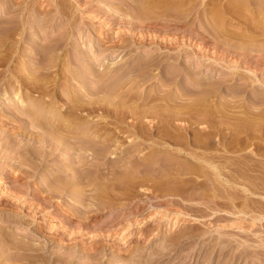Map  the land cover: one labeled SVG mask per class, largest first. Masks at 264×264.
<instances>
[{
	"label": "rangeland",
	"instance_id": "374dc122",
	"mask_svg": "<svg viewBox=\"0 0 264 264\" xmlns=\"http://www.w3.org/2000/svg\"><path fill=\"white\" fill-rule=\"evenodd\" d=\"M83 1L84 0H0V21H10L11 19V22H15L16 18L19 17L18 19L22 22L15 27L18 29L15 33L11 34L12 36L7 32L9 30L8 27H0V37H6L5 39L8 41L6 42L8 44H5V46H0V264H18L20 262L17 263L18 260L15 261L17 256H19L18 258H21V256L23 258L24 256L27 257L29 255L30 258L34 257L33 259H29L30 264H98L99 262V264H264V194L262 195V191L264 193V190H262V188L264 189V186H262L264 184V174L262 173L264 172L260 173L256 171L254 173H245L246 171L244 172L240 169V174L242 173L245 179L248 178V181H250L248 187H237L236 192L231 193L230 191V194L229 192L222 193L221 191H217L219 194L216 193V196L212 194L214 197L210 198V200L212 199L219 204L215 207L216 210L214 214L207 206L196 204L197 200H200V196L194 198V200L196 199L194 203L190 200L188 201L187 198L184 200V196L186 197L187 195H178V188L185 184H188L191 188L194 185H197L196 188L199 187L197 182L191 178L189 179V181L191 180V183L187 180L190 176L184 175V177L182 174V176L179 177L178 174H175V179L169 180L165 173L156 175V172H154L157 177H155V179L153 178V181H151V179L154 174H150L149 176L151 177L146 175L150 180L143 175L147 178L146 180H148V182L144 179L145 181L142 180V182L140 181L141 184H139L140 182L138 180L140 179L139 176L142 174L141 171L144 170L143 167L151 164V162V165L154 166L156 165L153 164L154 161L155 163H160V165H162L163 163L160 162V160L163 161L162 159H166V157L169 158V153L172 154L176 149H182L184 147L182 150L186 151V148L188 151L192 150V145L190 146L188 143L182 147H180L181 145L175 146L167 143H163L162 145L161 143L159 144L158 137L160 138L162 135L164 138L168 132H171V129L165 125V123H168V119L165 120L164 117L167 116V113L158 112V114H156L149 112L155 107H157L156 109H160V105L164 106L158 99L174 96L176 98V95L180 92V88L183 87L182 85L185 84L186 80L191 81L192 78L194 79L195 77L201 78L204 84L203 86H207V84L213 85L214 83L219 84L229 80L228 76L232 71L225 68L228 67L226 64V66L223 67L224 64L222 62H219L222 63L219 64L216 59L221 56L222 53L220 54V52H223L224 49L222 48L223 44H220L225 43L224 39L228 40L229 38H226V36H229L227 34L225 35V33H221L222 36H225H223V40H219L220 37L218 38V34L209 26L210 22L213 21L214 23V21L217 20V15L219 14L218 11L223 7L221 6V3L223 4L227 0H222V2L216 0L218 2H214L213 4L215 5L208 4V0H204L203 3L202 0H197L198 2L196 3L189 0L187 5L189 4L190 6H186V10L189 8L190 14H187L186 10L183 12L178 11L180 8L178 4L171 2L167 3L165 1L161 2V0L160 2L159 0H154L159 2H156V5L152 4V2L154 3L153 0H149V2L148 0H141L140 3L142 5H139V7L137 6L139 12L132 9L134 13L130 11L131 8L128 4H118L117 1L119 0ZM121 1L125 2L126 0ZM145 2L149 3V8L154 5L161 8V10L155 11L156 13H151V15L150 13L145 15L148 13L147 9H149L148 7L143 6L145 5ZM190 2L191 4L193 3V5H191ZM165 3L168 4V7L165 6ZM176 5H178V7ZM8 6L10 9H7ZM164 6L172 8V13L169 10L163 11L162 8ZM144 11L146 13H144ZM177 11L181 14L178 15ZM212 11L217 12L218 14L216 15ZM226 16L229 19V15L226 14ZM129 22H136L137 28L134 29L133 27L134 30L132 27L129 28L132 24ZM140 23L141 25H139ZM243 24V22L239 24L238 28H245L246 26L244 27L245 24ZM23 26L25 27V31L23 30V32H21ZM223 28L224 27H222L221 30ZM235 28L236 27L234 26L230 27V32L229 27H227L224 32L229 31L230 34H232ZM150 38H154V42L168 39L175 44L170 46L167 50L164 48L158 49L155 45L150 43ZM54 39H59L57 41L60 42V45L56 47V49H49L50 52H48L49 50L44 51L42 47H44V45H49V42L54 41ZM134 42L137 44H134ZM215 43L218 44L216 45L218 47H213ZM52 44L54 43L52 42ZM149 56L157 57L158 59L155 58L157 59L155 61L160 63H155V66H157L151 68L150 72L152 73L149 72L144 77H140L137 75L138 69L142 68L139 65L147 61L146 59L150 58ZM29 58L34 61L32 62ZM29 60L30 63H33L32 66L35 67V69L38 68V71L34 76L37 86H40V88L42 87V90L40 89L42 92L44 89L49 91V88H51L52 90L53 87L54 89H60L56 101H52L50 104L53 108L51 110H55L59 114L63 113L67 108L66 111H68H65L67 115H64L66 113H63L61 114L62 117H67L68 114L70 116L71 111L74 113L76 106L79 107L84 105L87 108L92 102H98V100L100 101L105 98L103 96H107L108 100L107 98L105 99L110 103V106L108 105L110 111L106 115L101 113L102 111L100 112L98 108L96 110L97 112L92 111L90 108H92V106L94 107V103L90 108L84 109V114L78 113V115L76 114L77 116L74 115V117L76 116L79 120L75 121L76 118L74 119L73 116V119L71 116V118H66L68 120H74L72 126L80 125L78 127V129L80 128V130H78L79 132L82 130L84 131L85 129V133L82 132L83 134H79L77 132L75 136L76 138H83L86 142L89 141L91 146H94L93 148H98L97 145L104 140L112 139L110 147L108 148L109 153L107 151L108 155L105 159L91 157V151H93V149L87 150L88 147L86 148V146L80 147L76 145L77 143L75 141L73 142V145L71 144L72 148H75L74 150L68 149L67 147H59L58 149L53 150L49 144H44L43 142L33 143L34 141L30 139L29 133H34L37 136L41 135L42 138H46V133L43 130L38 131L30 128L28 118L23 114L21 115V105L17 103L15 99L16 97L23 98L25 102L24 105L27 106L33 102L35 103L40 98L36 99V97L38 98L39 96H37V93H34L31 95V99H28L27 95L33 87V84L28 86L31 81L30 78V80H28L29 82L22 80L23 84L21 83V86H23H18L20 88L18 90L20 91L17 96H14L13 94L15 91H9L12 89L10 86L11 83L16 82L18 77L22 76L21 74H26L25 71L19 72V70H21L22 66L24 67ZM102 63L104 68L101 67L100 69V67H97V65ZM84 66H88L90 69L85 70ZM109 67L111 69H109ZM169 69L173 71V76H176L173 78L174 81L172 79V81L167 80L164 83L163 80L165 79L163 78V82L160 81V74ZM90 70L94 72L97 71L99 75H95L93 78L91 76L88 77L89 75H87V85H84L85 88H83V86L80 85V82H77V77H81L80 74L83 73L82 71L85 72ZM185 70L187 73H185ZM100 73L101 76L103 75L105 77L102 78ZM106 73L108 76H106ZM187 76L190 77L187 78ZM73 77L76 78V80ZM95 77H100V82L97 78L95 80ZM207 78L209 79L207 80ZM69 80L70 83L67 82ZM192 82L193 80L190 84ZM238 83L241 82L237 81L235 84ZM43 84L44 86H42ZM92 84H94V86ZM224 88L225 89L221 92H216L215 94H210L206 97H204L202 93L201 95L199 94L197 98L203 97L204 99H200L201 101H197L196 104L193 102L195 96L194 93H192L195 91L193 87L189 86L187 88L188 92L191 91V93H186L185 88L182 89L181 91L183 94H188L186 99L184 97L182 101H178L177 98L176 100L178 103H187L186 105L191 103L190 111L191 109L192 111L186 113L185 118L181 121H174L173 123L175 125L178 124L177 126H179L181 123L191 122L192 119L198 121L205 119L204 121L208 122L210 120L214 122L217 120L222 121V116L203 114V112L208 111L211 107H219L220 104H223V107L225 106L227 110L233 112V116L231 117L233 118V122L230 120L232 125H243L241 122L244 120L242 118L244 116L242 113L243 110H248L246 113L251 111V113L254 112V116L258 115L257 113L261 111L263 114L264 101H262L263 103H251L247 101L233 102L230 100L233 94H229L228 87L227 89L226 86ZM65 89L67 90L65 92H67L68 97H65V93L63 92ZM87 89L90 91V93L88 92L89 94L84 92ZM261 89L262 88H259V90ZM25 92L27 95L23 97ZM108 92L109 94H107ZM4 93L6 94L5 96H3ZM118 93H120L121 98H127L126 102H120L121 105H115L111 97L112 94H115L116 96ZM98 96L100 97L97 100ZM8 98H10V100H8ZM129 98L130 100H128ZM145 98H154L156 100L150 103H145ZM46 101H48V99ZM138 101H141L142 104ZM227 101L230 102L228 103ZM61 102H63V109L59 108ZM123 102L127 105H124ZM111 103L115 105L114 109L121 106L122 110L119 108L121 112L117 108V113L119 112L118 115L114 112L116 109L113 110ZM152 103L154 105H151ZM122 104L124 107H122ZM168 104L166 105L167 107L170 106ZM171 105L173 104L171 103ZM69 109L71 111H69ZM194 109L196 111H194ZM47 110H49V107ZM48 112L50 113V111H47V115L49 114ZM142 112L146 114H143ZM200 113L202 116L199 115ZM262 114L259 113L260 116ZM259 115L256 116V118L259 117ZM136 116L139 118L137 121ZM99 118L102 120L97 122L96 120ZM262 118L264 120V117ZM253 119L257 122H259L258 120L261 121L259 118L255 120V117ZM81 121L83 122L81 123ZM114 121L116 123H114ZM204 121H202V123ZM124 123H126L128 127ZM94 124H97L96 129L93 127ZM187 124L188 123H186V126ZM190 124H188V126ZM19 125L26 128V134L22 137H18L16 134V136L14 135L16 132L15 130H19ZM141 125H145L144 129L151 128L155 125L154 127L156 128L152 129L154 135L151 134V140L149 137L146 139L147 136L141 132L140 128H143ZM130 126H132L131 128H136V131H134L136 132L135 134L133 132V134L127 133L126 130ZM198 126L199 125L193 127L195 128L193 133L201 130L199 127L202 126ZM197 128L199 130H197ZM239 129L240 131L238 132L237 130ZM239 129L236 127V129L232 130L233 132L226 128L224 129L225 132L222 129V131L226 133V140L224 139V142L222 143L224 146H227L232 150L237 146L246 149V145H248L249 147H247V150H251L252 156H245L248 158H245L246 160L242 157V154H246V152L249 151H245L244 149V152L242 151L243 153H238L242 158L241 160L239 159V161L236 160V158L234 164H237L236 166H238L239 162L240 164L243 162L244 164H249V166L254 164L256 167H264V134L260 135L258 133H252V139H249V142L246 140V142V136L250 131H246L244 128ZM137 130H140V132H137ZM234 131L237 132L234 133ZM227 133L229 137H227ZM63 135H65V133ZM84 135L85 137H83ZM187 137L189 138V135H187ZM130 139L131 141H129ZM217 140L218 137H216V139L211 138L213 143ZM215 144L216 147L214 146L213 149L211 148L208 152L204 149H201L200 152L203 151L202 153L206 154L211 151V153L216 152L222 154L224 146L222 144ZM25 150L27 153V155H25L26 157L19 153H23ZM167 150L169 153H167ZM87 152L89 153L87 154ZM251 154L249 152V154L247 153L246 155ZM180 158L174 159L170 164L168 163L169 165H167V167L169 166V168H172L173 164H178V167L180 166L179 168L182 170L184 165H186V162L184 158L182 159L181 155ZM221 161V163H224L223 160ZM243 163L241 166H244ZM143 164H145V166L141 167ZM76 165L78 169L76 168ZM68 167H74L73 169L76 171L74 170L73 175L77 174L78 176L76 175L74 177L71 171H68ZM136 167H138L137 172L135 171L137 170ZM159 168L161 167L158 165L157 169ZM129 169L131 170L129 171ZM184 170L185 168L182 171ZM129 172L140 173L137 175L138 178L136 179V181H138L137 184L140 186L137 184L135 185L133 180V177L136 174L134 173L133 175L131 173V176ZM127 173L131 176L130 178H132L133 181L129 180ZM70 176L74 177L75 181L73 183L70 182L71 179H73ZM121 176L124 177L122 178ZM176 177L178 179H186V183L181 179L179 181ZM76 180L79 182L78 185ZM251 180L253 181V184L256 183L255 185L260 183V187L258 186L259 190H257L258 193L260 192V196L249 197L248 193H246L248 195L247 197L250 198H247V200L245 199L246 195L243 189L253 191L256 187L253 185L251 187ZM129 181L134 183L135 186L130 184ZM198 181L200 180L198 179ZM62 183L63 185L64 183L69 184L67 188L68 190L63 189L64 186ZM74 183L77 185L76 187L73 186ZM205 185H207V183ZM59 190L62 192H58ZM174 191H177L178 193L176 192L177 194L175 195ZM181 196L182 199L180 198ZM231 203L236 205V212L242 209L243 213H238L237 215L226 214L225 211H230L228 208ZM207 214L213 216L209 217ZM219 217L223 219H219ZM255 217L256 219L259 218V220L254 221ZM217 218L218 220H216ZM4 238L7 241L4 240ZM19 243L23 244V247L25 248V252H19L20 254L13 250L16 248V246L13 248V245L17 244V246H21ZM156 244H159V246ZM6 245L11 248L9 249ZM154 250H158V252H153ZM162 252L164 255L160 258L157 257L158 259H156V256H159V254L161 255ZM29 257H27V259ZM149 257L153 258V260L147 263ZM12 260L14 261L11 262Z\"/></svg>",
	"mask_w": 264,
	"mask_h": 264
},
{
	"label": "bare ground",
	"instance_id": "6f19581e",
	"mask_svg": "<svg viewBox=\"0 0 264 264\" xmlns=\"http://www.w3.org/2000/svg\"><path fill=\"white\" fill-rule=\"evenodd\" d=\"M75 1V0H74ZM89 1V0H88ZM154 1V0H153ZM158 1V0H157ZM157 1H154V3L152 2V4H155ZM162 1H165V2H167V3H175V4H178L179 5V10L178 11H185L186 10V6H190L189 4L187 5V3H189V0H161V2ZM191 2H198L197 0H190ZM200 1V0H199ZM219 1H221L222 2V0H219ZM225 1V0H224ZM79 2V1H78ZM83 2H85V0L83 1ZM87 2V1H86ZM141 0H126L125 2H123V1H121V0H119V1H117V3L118 4H122V5H124V3H126V4H128L129 6H130V8H131V12H133V10L134 11H136L137 10V6L139 7V5H142L141 3ZM148 2H149V0H148ZM159 2H160V0H159ZM159 2H157V3H159ZM191 2H190V4H191ZM204 2V0H202V3ZM207 2V1H206ZM214 2H218V1H216V0H208V4H212V5H215V4H213ZM89 3V2H88ZM145 5H143V6H145V7H148L149 8V3H147V2H145L144 3ZM166 4V3H165ZM127 5V6H128ZM156 5V4H155ZM174 5V4H173ZM178 5H176L177 7H178ZM191 5H193V3L191 4ZM10 6V5H9ZM9 6H8V8L7 9H10L9 8ZM88 6V5H87ZM90 6V5H89ZM121 6V5H120ZM165 6H167L168 7V4H166ZM163 7L162 8V10L163 11H171V9L172 8H167V7ZM219 6V5H218ZM221 6H223L222 8H221V10L220 11H218V13L217 12H213L214 14H218L217 16H218V18H217V20L216 21H214V23H213V21L212 22H210L209 23V26H210V28H212L218 35V38H219V40L221 39V40H223L224 38H223V36H225L226 34L229 36V37H227L226 36V38H229L228 40H226V39H224L225 41V43H218V44H220V45H224V47H223V45H222V48H224L223 49V52H220V54H221V56L219 57V58H216V56H215V58L218 60V63L219 62H222L224 65H223V67L224 66H228V67H225V68H228V69H230L231 71H232V73L228 76L229 77V80L227 81H224V82H221V83H214L213 85H208L207 83V86H203L204 84H203V82H202V80H201V78H192V80H193V82L190 84V82L192 81H187L186 80V82H185V84H183L182 86V88H180V92L177 94V93H175V94H177L176 95V98L178 99V101H182L183 100V98L185 97V99H186V97H187V95L188 94H186L187 92H188V90H187V88L190 86V87H193V89L196 91H194V92H192V93H194V95L196 96V98H195V96L194 95H192V96H194V100H193V102L196 104V102L197 101H201L200 99H204L203 97H198L197 98V96L200 94L201 95V93H202V95L204 96V97H206L207 95H210V94H215L216 92H221L223 89H225L224 87L226 86V89H227V87L229 88L228 89V92H229V94H233L232 96H231V101H233V102H239V101H247V102H251V103H253V102H256V103H258V102H262V101H264V0H227V1H225L223 4L221 3ZM124 7V6H123ZM192 7V6H191ZM60 8V7H59ZM117 8H119V9H122V8H120V7H117ZM58 9V8H57ZM127 9V8H126ZM133 9V10H132ZM189 9V8H188ZM186 10V12H187V14H190V9L189 10ZM194 9V8H193ZM212 9V8H211ZM6 10V9H5ZM33 10V9H32ZM61 10V9H60ZM113 10V9H112ZM118 10V9H117ZM148 10V11H147ZM147 10H145V11H147L148 13L147 14H145V15H148L149 13H150V15H151V13H154L155 11H160L161 10V8H158V7H156V6H151L149 9H147ZM152 10V11H151ZM7 11V10H6ZM12 11V10H11ZM18 11V10H17ZM35 11H37V10H35ZM34 11V12H35ZM118 11H120V10H118ZM138 11V10H137ZM144 11V13H146ZM150 11V12H149ZM176 11V10H175ZM178 11H177V14L178 15H180L181 13H178ZM192 11V10H191ZM3 12H4V10H3ZM60 12V11H59ZM117 12V11H116ZM121 12V11H120ZM129 12V11H128ZM139 12V11H138ZM137 12V13H138ZM186 12H185V14H186ZM30 13V12H29ZM32 13V12H31ZM37 13V12H36ZM83 13H84V11H83ZM126 13V12H125ZM134 13V12H133ZM136 13V12H135ZM156 13V12H155ZM171 13H172V11H171ZM2 14V13H1ZM127 14V13H126ZM131 14V13H130ZM175 14H176V12H175ZM226 14L227 15H229V19L227 18V16H226ZM33 15V14H32ZM40 15V14H39ZM38 15V16H39ZM122 15V14H121ZM213 15V14H212ZM34 16H35V14H34ZM37 16V15H36ZM137 16V15H136ZM187 16V15H186ZM211 16V15H210ZM12 17H14V16H12ZM16 17V16H15ZM131 17H132V15H131ZM138 17H139V15H138ZM146 17V16H145ZM175 17V16H174ZM181 17H182V15H181ZM225 17V18H224ZM19 18V17H18ZM18 18H16V21L14 22H11V19H10V21H0V27H3V26H6V28L8 27L9 28V30L7 31L10 35L11 34H13V33H15L16 31H17V29L18 28H15V27H17V25H20V19H18ZM39 18V17H38ZM43 18V17H42ZM52 18V17H51ZM4 19V18H3ZM6 19V18H5ZM50 19V18H49ZM148 19H149V17H148ZM131 20H133V19H131ZM139 20V19H138ZM141 20V19H140ZM25 21V20H24ZM67 21V20H66ZM135 21V20H134ZM244 23L243 25H244V27L245 28H238L239 26V24H241V23ZM22 23V22H21ZM130 23V22H129ZM128 23V24H129ZM132 23V24H131ZM130 24H131V26H129V28H131L132 27V29H133V27H134V29H136L137 28V24H136V22H131ZM146 23V22H145ZM126 24H127V22H126ZM139 25H141V23L139 24ZM26 26V25H25ZM232 26H234V27H236L235 28V30L232 32V34H230V32H231V30H230V27H232ZM11 27H14V28H11ZM18 27H21V26H18ZM141 27V26H140ZM222 27H224L222 30H221V28ZM227 27H229V31H227V32H224L225 30H226V28ZM40 28V27H39ZM44 28V27H43ZM15 29V30H14ZM25 29V27L23 26V29H22V31L21 32H23V30ZM133 29V30H134ZM71 30V29H70ZM228 30V29H227ZM4 31V30H3ZM25 31V30H24ZM44 31V30H43ZM131 31V30H130ZM136 31V30H135ZM209 31V30H208ZM138 32H139V30H138ZM6 33V32H5ZM224 34L225 33V35H223L222 36V34ZM8 34V35H9ZM7 35V34H6ZM59 35V34H58ZM208 35V34H207ZM12 36V35H11ZM42 36V35H41ZM66 36V35H65ZM65 36H64V38H65ZM137 36V35H136ZM44 37V36H43ZM48 37V36H47ZM61 37V36H60ZM206 37H209V36H206ZM6 38V37H5ZM4 37H0V46L2 47L3 45L5 46V44H8V43H6V42H8L6 39H5ZM63 38V37H62ZM61 38V39H62ZM216 38V37H215ZM223 38V39H222ZM12 39V38H11ZM57 40H59V39H57ZM57 40H55L54 39V41H51V42H49V45H44V47H42V49H44V51L46 50V51H48L49 49L51 50H53V49H56V47H58L59 45H60V42L59 41H57ZM101 40V39H100ZM121 40V39H120ZM154 38H150V43L152 44V45H155L158 49H169V47L170 46H172L173 44H175L173 41H170V40H168V39H166V40H164L163 39V41H160V42H154ZM207 40V39H206ZM205 40V41H206ZM216 40H217V38H216ZM141 41V40H140ZM159 41V40H158ZM52 42L54 43V44H52ZM127 42V41H126ZM145 42V41H144ZM216 42V41H215ZM222 42V41H221ZM181 43H183V42H181ZM180 43V44H181ZM205 43V42H204ZM52 44V45H51ZM134 44H137L136 42H134ZM142 44V43H141ZM208 44V43H207ZM218 44H216L215 43V45L213 46V47H218V46H216V45H218ZM10 45V44H9ZM63 45V44H62ZM61 45V46H62ZM138 45H140V44H138ZM181 45H183V44H181ZM187 45V44H186ZM185 45V46H186ZM35 46V45H34ZM116 46V45H115ZM188 46V45H187ZM41 47V46H40ZM174 47H175V45H174ZM5 48V47H4ZM13 48V47H12ZM32 48V47H31ZM34 48V47H33ZM201 48V47H200ZM41 49V48H40ZM202 49V48H201ZM219 49V48H218ZM50 50L48 51V52H50ZM173 50V49H172ZM217 50V49H216ZM215 50V51H216ZM11 51V50H10ZM14 51V50H13ZM221 51H222V49H221ZM35 52V51H34ZM177 53V52H176ZM46 54V53H45ZM36 55H38V54H36ZM95 55V54H94ZM98 55V54H97ZM202 55V54H201ZM214 55V54H213ZM51 56V55H50ZM1 57V56H0ZM98 57V56H97ZM150 57V56H149ZM207 57V56H206ZM3 58H4V56H3ZM3 58H1V59H3ZM55 58V57H54ZM96 58V57H95ZM147 58V57H146ZM155 58H157V57H150V58H147L146 60L147 61H145V62H143V63H141L139 66L140 67H142L141 69H138V72H137V75L138 76H140V77H144L145 75H147L150 71H151V68L152 67H154L155 66V63L157 62V61H155V60H157V59H155ZM210 58V57H209ZM30 59V58H29ZM33 59V58H32ZM43 59H44V57H43ZM53 59V58H52ZM11 60V59H10ZM31 60V59H30ZM30 60L28 61V62H26V65H24V67L22 66V68H21V70H19V72L21 71V72H23V71H25V75L24 74H21L22 76H20V77H18V79H17V81L16 82H14V83H11V87H12V89L11 90H9V91H11V92H13V91H15V92H13V94H14V96H17L18 94H19V91L20 90H18V89H20L19 87H22L21 86V83H22V80H25V81H28V80H30L31 79V81H30V83L28 84V86L31 84H33V87H32V89H31V91L29 92V94L27 95L26 94V92L23 94V97L25 96V95H27L28 96V99H31L30 97H31V95H33L34 93L36 94L37 93V96H39L38 98L36 97V99H41L42 101H44V102H42L40 99V101L39 100H37L35 103L33 102V103H31V104H29V105H27V106H25L24 104H25V102H24V100H23V98H17L16 97V99H15V101L17 102V103H19L21 106V108H20V112H21V115L23 114V115H25L27 118H28V121H29V124H30V128H32V129H35V130H38V131H41V130H43V131H45V133H46V138H42V136L40 137L39 135L37 136L36 134H34V133H29L30 134V139L31 140H33L34 142L33 143H39V142H43L44 144H49L52 148H53V150L54 149H58L59 147H67L68 149H71V150H74L75 148H72V145H73V142L75 141L76 143V145H78V146H80V147H82V146H86V148H87V150L88 149H93V151H91L92 152V154H91V157H94V158H102V159H105L106 158V156L108 155V153H109V151H108V148L110 147V143L112 142V139H109V140H104V141H102V142H100V144H98L97 145V147L98 148H93L94 146L92 145L91 146V143L88 141V142H86V141H84L83 140V138H81V137H79V138H76V134H77V132L80 134H83V133H85V129H84V131L82 130V131H78V130H80V128L78 129V127L80 126H72V123H73V121L74 120H71V119H66V118H68V117H74V115H78V113H82V114H84L83 113V111H84V109L86 108L84 105V107L83 106H79V104H78V106L79 107H77L76 105V110H75V112L73 113L70 109H69V111H71L70 112V116H69V114H68V116L66 117H62V115L61 114H63V113H66L67 111H66V109H65V111L63 112V113H61V114H59V113H57L55 110L53 111V110H51V109H53L52 108V106H51V104L50 103H52V101H56V97H57V94H58V92L60 91V89H54V87H53V89L51 90V88H49L50 90L49 91H46L45 89V91L43 90V92L41 91L42 89V87L40 88V86H37V84H36V82H35V73L38 71V68L37 69H35V67H33L32 66V62L34 61H32L31 63H30ZM49 60V59H48ZM143 60H144V58H143ZM216 60V61H217ZM8 61V60H7ZM40 61V60H39ZM50 61H51V59H50ZM85 62H87V61H85ZM106 62V61H105ZM7 63H9V62H7ZM46 63V62H45ZM97 63V62H96ZM158 63V62H157ZM156 63V64H157ZM160 63V62H159ZM158 63V64H159ZM212 63V62H211ZM222 63H219V64H222ZM82 64V63H81ZM226 64V65H225ZM35 65V64H34ZM50 65V64H49ZM56 65V64H55ZM85 65V64H84ZM97 65V64H96ZM108 65V64H107ZM112 65V64H111ZM114 65V64H113ZM117 65V64H116ZM48 66V65H47ZM95 66V65H94ZM138 66V67H139ZM144 66H145V68H144ZM157 66V65H156ZM155 66V67H156ZM191 66V65H190ZM19 67V66H18ZM51 67V66H50ZM54 67V66H53ZM75 67H77V66H75ZM79 67V66H78ZM97 67H100V69H101V67H103L104 68V65H103V63L102 64H100V65H97ZM55 68V67H54ZM95 68V67H94ZM103 68H102V70H103ZM48 69V68H47ZM83 69V68H82ZM81 69V70H82ZM84 69L85 70H88V69H90V67H88V66H84ZM83 69V70H84ZM108 69V68H107ZM109 69H111L110 67H109ZM116 69V68H115ZM114 69V70H115ZM173 69V68H172ZM177 69V68H176ZM185 69V68H184ZM51 70H53V69H51ZM179 70V69H178ZM186 70H187V68H186ZM186 70H185V73H187L186 72ZM194 70V69H193ZM27 71V72H26ZM46 71V70H45ZM90 71H92V70H90ZM90 71H82L83 73H81L80 75H81V77H77V82L79 83L80 82V85L81 86H83V88H85V86L87 85L86 83V81L88 80L87 79V75H89L88 77H94L95 75L97 76V75H99L98 73H97V71L96 72H94V71H92V72H90ZM111 71V70H110ZM113 71V70H112ZM182 71V70H181ZM44 72V71H43ZM49 72V71H48ZM47 72V73H48ZM60 72V71H59ZM81 72V71H80ZM116 72V71H115ZM197 72V71H196ZM53 73V72H52ZM103 73V72H102ZM116 73H118V72H116ZM150 73H152V72H150ZM175 73V72H174ZM227 73V72H226ZM10 74V73H9ZM55 74V73H54ZM107 74V73H106ZM135 74V73H134ZM177 74V73H176ZM179 74V73H178ZM192 74V73H191ZM190 74V75H191ZM198 74V73H197ZM56 75V74H55ZM105 75V74H104ZM136 75V76H137ZM174 74H173V71H171L170 69L168 70V71H166V72H162L161 74H160V77H161V80L160 81H162V78L163 79H165V80H163L164 81V83L167 81V80H171L172 81V79L173 78H175L176 76H173ZM204 75V74H203ZM202 75V76H203ZM51 76V75H50ZM72 76V75H71ZM77 76V75H76ZM100 76H101V73H100ZM106 76H108V74L106 75ZM123 76V75H122ZM127 76V75H126ZM130 76V75H129ZM135 76V77H136ZM152 76V75H151ZM154 76V75H153ZM37 77V76H36ZM102 78L103 77H105V76H101ZM121 77V76H120ZM119 77V78H120ZM190 76H187V78H189ZM210 77V76H209ZM30 78V79H29ZM62 78V77H61ZM74 78V77H73ZM96 78L97 77H95L94 79L96 80ZM116 78H118V77H116ZM3 79V78H2ZM38 79V78H37ZM75 80H76V78H74ZM79 79V80H78ZM93 79V80H94ZM97 79H99L98 81L100 82V77L99 78H97ZM182 79V78H181ZM191 79V78H190ZM209 78H207V80H208ZM41 80V79H40ZM43 81V80H42ZM74 81V80H73ZM117 81V80H116ZM162 81V82H163ZM173 81H174V79H173ZM237 81H239V82H241V83H238V84H235ZM29 82V81H28ZM35 82V83H34ZM68 83H70V80L69 81H67ZM98 82V83H99ZM206 82V81H205ZM204 82V83H205ZM27 83V82H26ZM48 83V82H47ZM73 83V82H72ZM23 84V83H22ZM74 84V83H73ZM90 84V83H89ZM96 84V83H95ZM105 84V83H104ZM103 84V85H104ZM119 84H120V82H119ZM118 84V85H119ZM180 84H181V82H180ZM193 84V85H192ZM17 85V86H16ZM30 85V86H31ZM57 85H59V84H57ZM85 85V86H84ZM93 86H94V84H92ZM115 85H116V83H115ZM162 85H164V84H162ZM19 86V87H18ZM27 86V85H26ZM42 86H44V84L42 85ZM110 86V85H109ZM113 86V85H112ZM117 86V85H116ZM8 87V86H7ZM57 87V86H56ZM106 87V86H105ZM104 87V88H105ZM25 88V87H24ZM45 88V87H44ZM47 88V87H46ZM66 88V87H65ZM117 88V87H116ZM186 89V93H182V89ZM259 88H262L261 90H259ZM30 89V88H29ZM41 89V90H40ZM64 89V88H63ZM67 89H68V87H67ZM95 89V88H94ZM100 89V88H99ZM107 89V88H106ZM190 89V88H189ZM85 90V89H84ZM96 90V89H95ZM101 90V89H100ZM24 91V90H23ZM26 91V90H25ZM62 91V90H61ZM65 91H67L66 89L65 90H63V92L65 93V97H68L67 95V92H65ZM97 91V90H96ZM117 91V90H116ZM199 91V92H198ZM84 92H86V93H90V91L87 89L86 91H84ZM98 92V91H97ZM104 92V91H103ZM106 92V91H105ZM110 92V91H109ZM109 92L107 93V94H109ZM118 92V91H117ZM198 92V93H197ZM6 93V92H5ZM4 93V95L3 96H5L6 94ZM88 93V94H89ZM110 93H112V92H110ZM113 93H114V91H113ZM188 93H191V91L190 92H188ZM11 94V93H10ZM39 94V95H38ZM77 94V93H76ZM96 94H98V93H96ZM105 94V93H104ZM115 94H116V92H115ZM115 94H112L111 95V97H112V100L114 101V103H115V105H121V101H127V98L126 97H124V96H122V97H124V99H126V100H124L123 98H121V96H120V93H118L116 96H115ZM92 95V94H91ZM152 95V94H151ZM169 95V94H168ZM71 96V95H70ZM120 96V97H119ZM136 96V95H135ZM139 96V95H138ZM174 96V95H173ZM227 96V95H226ZM77 97V96H76ZM99 97L100 96H98V98H97V100L99 99ZM103 97H105V98H107V96H103ZM110 97V96H109ZM110 97V98H111ZM148 97H149V95H148ZM165 97V96H164ZM167 97V96H166ZM105 98H103L102 100H98V102L97 101H94V102H92L91 104H87L89 107H87V108H90V106H92V105H94V103H95V105H94V107L92 106V108H90V109H92V111H96L97 110V108H98V110H100V112L101 113H104L105 115L107 114V113H109V111H110V109H108L109 108V106H110V103H108L107 102V100H108V98H107V100L105 99ZM158 98V97H157ZM172 98H175V96L174 97H168V98H161V99H158V100H160V102H162V104L164 105V106H161L160 105V109H156L157 107H155L154 109H152L151 111H149L150 113H156V114H158V112H164V113H167V116H164L165 117V120L166 119H168L167 121H168V123H165V125H167L168 127H170V131L171 132H168L166 135H165V137L163 138L162 137V135H161V137L159 138L158 137V142H159V144L161 143V145L164 143V144H173V145H175V146H180V147H182V146H184L185 144H190V146L192 147V150H190V151H188V149L186 148V151L185 150H182V149H184V147L182 148V149H176L174 152H172V154H170L169 152H168V150H167V153H169V158L168 157H166V159H162L163 161H161L160 160V162H162L163 164L162 165H160V163H155V161H154V163L153 164H156L155 166L158 168V165H159V167H161V168H159V169H157L154 165H151L152 164V162H151V164H148L147 162H145L146 164H148V165H146L145 166V164H143V165H141V167L142 166H145V167H143L144 168V170L143 171H141L142 172V174H141V176H139L140 177V179H138L139 180V182L141 181L142 182V180H146L148 177L147 176H149L150 174H154V172H156V175H158V174H164L165 173V175H167L168 176V178H169V180L171 179V180H173V179H175V174L177 175H179V177L180 176H182V174H183V176L185 175V176H190L189 178H187V180L189 181V179L191 178L192 180H194L195 182H197V184L199 185V187L198 188H196L197 187V185L195 186H193L192 188H191V186L189 187V185L187 184H185V185H183V186H180L179 188H178V195L180 194V195H182V194H185V195H187L186 197L184 196V200L187 198V200L189 201H192V202H194L195 200H194V198H196V197H198V196H200L199 198H200V200H197V202H196V204H203V205H205V206H207L208 207V209L210 210V211H212L213 212V214H214V212H215V207L217 206V205H219V204H217V202L215 201L214 202V200H210V198H212V197H214V196H216L215 194L217 193V194H219L217 191H221L222 193H224V192H226V193H228L229 192V194H230V191H231V193L232 192H236V189H237V187L239 188V187H241V188H244V186L245 187H248V183H250V181H248V178L247 179H245V177L242 175V173L240 174V169L241 170H243L245 173H247V172H250V173H254V172H264L263 170H264V167H256V166H254V164L252 165H250L249 166V164H244L243 162H241V164L243 163V165L244 166H241V164H240V162H239V165L238 166H236L237 164H234V160L236 159V160H238L239 161V159L241 160V158L243 157L244 159L246 158V159H248L247 157H245V156H248V157H251L252 156V154H251V150H247L248 148L247 147H249L248 145H246L247 147H246V149L245 148H243L242 149V147H239V146H237L236 148H234V149H232V150H230V148H228L227 146H224L222 143L224 142V139H225V136H226V131L224 130L225 128L226 129H228L229 131H231V132H233L232 130H234V129H236V127L239 129V128H241V129H245L246 131L248 130V131H250L249 132V134L246 136V139H245V141L246 140H248V142H249V139H252L251 138V135H253L252 133H258V134H260V135H262V134H264V120H263V118L262 117H264V112H263V114H262V111L261 112H258L257 114L259 115V113H261L262 115L260 116L259 115V117H257L256 118V116H258V115H256V116H254L253 114H254V112L253 113H251V112H247L246 113V111H248V110H246V111H242V113H243V121H241L242 123H243V125H241L240 126V124L239 125H232L231 124V122H230V120L232 121L233 120V118H231L232 116H233V112L232 111H230V110H227V108L224 106H222L221 104H220V106L219 107H217V106H215V107H211L208 111H205V112H203V114H207V115H213V116H222L223 117V119H222V121H220V120H217V121H204V120H202V121H204L203 123H202V121H198V120H194V119H192V121L191 122H193V123H191V122H186V123H188V124H190L189 126H188V124H187V126H186V123H181V125H179V126H177V125H175L173 122L174 121H181L183 118H185V116H186V113H188V112H191L192 111V109H191V111H190V104L189 105H186L187 103H183V102H181V103H178L177 102V100H176V98L175 99H172ZM191 98V97H190ZM25 99H27V98H25ZM27 99V100H28ZM48 99V101H46V100ZM94 99V98H93ZM146 99V98H145ZM144 99V101H145V103H150V102H152V101H155L156 99H150V98H148V99H146L145 100ZM229 99V98H228ZM8 100H10V98H8ZM14 100V99H13ZM91 100V99H90ZM111 100V99H110ZM128 100H130V98L128 99ZM157 100V101H158ZM12 101V100H11ZM85 101V100H84ZM113 101H112V103H113ZM131 101H132V99H131ZM133 101H134V99H133ZM226 101V100H225ZM9 102V101H8ZM63 102H64V100H63ZM63 102H61V104H60V107L59 108H61V109H63ZM97 102V103H96ZM111 102V101H110ZM121 102V103H120ZM129 102V101H128ZM127 102V103H128ZM137 102V101H136ZM139 102V101H138ZM142 102H143V100H142ZM142 102L140 101L139 103H141L142 104ZM192 102V101H191ZM192 102V103H193ZM220 102V101H219ZM228 102V101H227ZM230 102V101H229ZM228 102V103H229ZM56 103V102H55ZM59 103V102H58ZM87 103V102H86ZM86 103H85V105H86ZM111 103V104H112ZM113 103V104H114ZM120 103V104H119ZM124 103V102H123ZM131 103V102H130ZM129 103V104H130ZM145 103H143V104H145ZM158 103V102H157ZM169 103V104H168ZM171 103L173 104V105H171ZM222 103V102H221ZM226 103V102H225ZM263 103V102H262ZM112 104V107H113V110H115L116 109V111H114L117 115L119 114V112L117 113V110L120 108L121 110H122V108H121V106H119V108L118 107H116L115 109H114V106L115 105H113ZM126 103H124V105H125ZM140 104V105H141ZM170 105L169 107H167L166 105ZM51 106V108H50V106ZM53 105H54V102H53ZM82 105V104H81ZM109 105V106H108ZM127 105V104H126ZM131 105V104H130ZM136 105V104H135ZM151 105H154L153 103L151 104ZM262 105V104H261ZM264 105V104H263ZM59 106V105H58ZM137 106V105H136ZM149 106V105H148ZM158 106H159V104H158ZM231 106V105H230ZM48 107H49V110H47L48 109ZM57 107V106H56ZM71 107V106H70ZM95 107H96V109H95ZM122 107H124L123 106V104H122ZM229 107V106H228ZM238 107V106H237ZM258 107V106H257ZM262 107V106H261ZM86 108V109H87ZM118 108V109H117ZM128 108V107H127ZM151 108V107H150ZM159 108V107H158ZM208 108H209V106H208ZM259 108V107H258ZM95 109V110H94ZM119 109V111L121 112V110ZM126 109V108H125ZM141 109V108H140ZM245 109V108H244ZM123 110H124V108H123ZM128 110V109H127ZM134 110H135V108H134ZM138 110V109H137ZM149 110V109H148ZM47 111H50V115L48 114H46L47 113ZM86 111H88V110H86ZM91 111V112H92ZM144 111V110H143ZM194 111H196L195 109H194ZM193 111V112H194ZM250 111V110H249ZM263 111H264V109H263ZM97 112V111H96ZM113 112V111H112ZM129 112H131V111H129ZM144 112H146V111H144ZM144 112H142L143 114H146V113H144ZM201 112V111H200ZM69 113V112H68ZM100 113V114H101ZM115 113H114V115H115ZM125 113V112H124ZM141 113V114H142ZM86 114V113H85ZM111 114V113H110ZM156 114H155V116H156ZM197 114V113H196ZM64 115H67V113L66 114H64ZM76 115V116H77ZM87 115V114H86ZM91 115V114H90ZM121 115H122V113H121ZM130 115V114H129ZM135 115V114H134ZM138 115V114H137ZM163 115H165V114H163ZM188 115H190V114H188ZM187 115V116H188ZM199 115H201V113L199 114ZM76 116L74 117V119L76 118ZM82 116V115H81ZM80 116V117H81ZM110 116V115H109ZM143 116V115H142ZM159 116V115H158ZM157 116V117H158ZM161 116V115H160ZM190 116H192V115H190ZM189 116V117H190ZM198 116V115H197ZM202 116V115H201ZM212 116V117H213ZM255 117V120L256 119H261V121L260 120H258L259 122H257V121H254V117ZM70 117V118H71ZM73 117H72V119H73ZM104 117V116H103ZM116 117V116H115ZM121 117V116H120ZM123 117V116H122ZM149 117V116H148ZM196 117V116H195ZM205 117V116H204ZM208 117V116H207ZM240 117V116H239ZM261 117V118H260ZM26 118V119H27ZM83 118H85V117H83ZM82 118V119H83ZM109 118V117H108ZM112 118H114V117H112ZM142 118V117H141ZM155 118V117H154ZM162 118V117H161ZM198 118V117H197ZM214 118V117H213ZM88 119V118H87ZM118 119H120V118H118ZM124 119V118H123ZM135 119V118H134ZM139 118H138V116H136V121L138 120ZM158 119H159V117H158ZM225 119V120H224ZM253 119V120H252ZM76 120H79V119H75V121ZM81 120V119H80ZM90 120V119H89ZM102 119L101 118H99V119H97L96 121L97 122H100ZM115 120V119H114ZM164 120V121H165ZM240 120V119H239ZM242 120V119H241ZM112 121V120H111ZM118 121V120H117ZM120 121H122V120H120ZM184 121H185V119H184ZM199 123H198V122ZM83 121H81V123H82ZM91 122V121H90ZM106 122V121H105ZM119 122V121H118ZM123 122H124V120H123ZM150 122V121H149ZM161 122V121H160ZM214 122V123H213ZM217 122V123H216ZM233 122V121H232ZM21 123V122H20ZM114 123H116L115 121H114ZM129 123V122H128ZM176 123V122H175ZM196 123V124H195ZM239 123V122H238ZM18 124V123H17ZM28 124V125H29ZM91 124V123H90ZM100 124V123H99ZM119 124V123H118ZM123 124V123H122ZM124 124H126V123H124ZM139 124H141V123H139ZM158 124V123H157ZM156 124V125H157ZM193 124H195L194 126H192ZM106 125V124H105ZM112 125H114V124H112ZM117 125V124H116ZM127 125V124H126ZM125 125V126H126ZM160 125V124H159ZM197 125H199V126H202V127H199V128H201V130H199L198 128H197V130H199V131H197V132H194L193 133V130L195 131V128H193V127H196ZM82 126V125H81ZM93 126V125H92ZM101 126V125H100ZM137 126V125H136ZM143 126V128H140L141 129V132L145 135V136H147L146 137V139L149 137L150 138V140H151V134H153L152 133V129H155L156 127H154L155 125H153V127H149V128H147V129H144L145 127V125H141V127ZM158 126V125H157ZM192 126V127H191ZM234 126H236V127H234ZM19 128V130H15L16 132L14 133V135L16 134L18 137H22V136H24L26 133V131H25V127H23L22 125H19L18 126ZM83 127V126H82ZM94 129H96V127H97V124H94ZM92 127V128H93ZM115 127V126H114ZM127 127H128V125H127ZM132 126H130L129 128H127V133H131V134H135L136 132H134V131H136V128H131ZM135 127V126H134ZM158 127H160V126H158ZM165 127V126H164ZM222 127V128H221ZM17 128V127H16ZM100 128V127H99ZM162 128H163V126H162ZM167 128V127H166ZM93 129V130H94ZM125 129H126V127H125ZM138 129H139V127H138ZM169 129V128H168ZM167 129V130H168ZM222 129L225 131H222ZM92 130V129H91ZM104 130V129H103ZM106 130V129H105ZM164 130V129H163ZM192 132H191V131ZM227 130V131H228ZM32 131V130H31ZM43 131H42V133H43ZM114 131V130H113ZM119 131V130H118ZM125 131V130H124ZM238 132L240 131V129L239 130H237ZM237 131H234V133L235 132H237ZM245 131V132H246ZM83 132V133H82ZM97 132V131H96ZM102 132V131H101ZM120 132V131H119ZM123 132V131H122ZM133 132V133H132ZM137 132H140V130H137ZM159 132V131H158ZM167 132V131H166ZM224 132V133H223ZM243 132H244V130H243ZM65 133V135H63ZM91 133V132H90ZM94 133V132H93ZM98 133V132H97ZM100 133V132H99ZM113 133V132H112ZM141 133V134H142ZM162 133V132H161ZM165 133V132H164ZM229 133V132H228ZM228 133H227V137H229L228 136ZM247 133V132H246ZM78 134V135H79ZM95 134V133H94ZM102 134V133H101ZM111 134V133H110ZM109 134V135H110ZM142 134V135H143ZM231 134V133H230ZM233 134V133H232ZM15 135V136H16ZM77 135V136H78ZM114 135V134H113ZM154 135V134H153ZM175 135H177V136H175ZM184 135V136H183ZM187 135H189V138L187 137ZM234 135H236V134H234ZM80 136V135H79ZM95 136H97V135H95ZM104 136V135H103ZM125 136V135H124ZM130 136V135H129ZM132 136V135H131ZM187 138H186V137ZM231 136V135H230ZM237 136H239V135H237ZM83 137H85V135L83 136ZM88 137V136H87ZM106 137V136H105ZM108 137V136H107ZM142 137V136H141ZM216 137H218V140L215 142V143H217L218 145H220V144H222L223 146H224V149H222V154H218V153H216V152H214V153H211V151H209L210 153H202V152H200V150L202 149H204L205 151L207 150V152H208V150H210L211 148L213 149V147L215 146L216 147V144L215 143H213L212 141H211V138H215L216 139ZM234 137V136H233ZM131 138V137H130ZM134 138V137H133ZM132 138V139H133ZM136 138H138V137H136ZM143 138V137H142ZM87 139V138H86ZM93 139H94V137H93ZM101 139V138H100ZM118 139V138H117ZM156 139V138H155ZM231 139V138H230ZM261 139V138H260ZM144 140H145V138H144ZM150 140H148V141H150ZM226 140V139H225ZM232 140V139H231ZM258 140V139H257ZM91 141V140H90ZM94 141V140H93ZM96 141H98V140H96ZM95 141V142H96ZM129 141H131V139L129 140ZM139 141V140H138ZM259 141V140H258ZM257 141V142H258ZM94 142V143H95ZM135 142V141H134ZM140 142H142V141H140ZM244 142V141H243ZM247 142V141H246ZM245 142V143H246ZM97 143H99V142H97ZM130 143V142H129ZM132 143H133V141H132ZM227 143H228V141H227ZM235 143V142H234ZM239 143V142H238ZM72 144V145H71ZM155 144H156V142H155ZM214 144V145H213ZM248 144V143H247ZM94 145H96V144H94ZM158 145V144H157ZM227 145V144H226ZM35 146V145H34ZM129 146V145H128ZM242 146V145H241ZM22 147V146H21ZM71 147V148H70ZM75 147V146H74ZM80 147H78V148H80ZM162 147V146H161ZM167 147V146H166ZM165 147V148H166ZM179 147V148H180ZM251 147V146H250ZM23 148V147H22ZM164 148V149H165ZM220 148V147H219ZM221 148H223V147H221ZM258 148V147H257ZM26 149V148H25ZM82 149V148H81ZM131 149V148H130ZM161 149V148H160ZM167 149V148H166ZM170 149V148H169ZM244 149H245V151L247 150V151H249L250 152V154L251 155H246L247 153L249 154V152H246V154H242L243 156L241 157V156H239V154L238 153H240V152H244ZM27 150V149H26ZM26 150L23 152V153H26ZM52 150V149H51ZM174 150V149H173ZM217 150V149H216ZM76 151V150H75ZM79 151V150H78ZM107 151H108V153H107ZM131 151V150H130ZM196 151H199V152H196ZM19 152V151H18ZM45 152V151H44ZM77 152V151H76ZM80 152V151H79ZM166 152V151H165ZM242 152V153H243ZM252 152H253V150H252ZM255 152V151H254ZM22 156L24 155H27V153L26 154H23V153H21V152H19ZM75 153V152H74ZM89 152H87V154H88ZM256 154V153H255ZM180 155H181V157H182V159L184 158V160H185V162H186V165H184V167H183V169L185 168V170L184 171H182V170H180V166L178 167V164H173V166H172V168H169V166L167 167V165H169L174 159H177V158H180ZM236 155H238V156H236ZM41 156V155H40ZM85 156H86V154H85ZM259 156V155H258ZM26 157V156H25ZM24 157V158H25ZM43 157V156H42ZM42 157H40V158H42ZM132 157V156H131ZM39 158V159H40ZM151 158V157H150ZM165 158V157H164ZM81 159V158H80ZM181 159V158H180ZM245 159V160H246ZM85 160V159H84ZM97 160V159H96ZM152 160V159H151ZM221 160H223V162L224 163H221L222 161ZM243 160V159H242ZM40 161V160H39ZM147 161V160H146ZM253 161V160H252ZM264 161V160H263ZM245 162V161H244ZM79 163V162H78ZM117 163V162H116ZM131 163V162H130ZM138 163V162H137ZM142 163V162H141ZM169 163V164H168ZM176 163V162H175ZM246 163V162H245ZM252 163V162H251ZM257 163V162H256ZM262 164V163H261ZM80 165V164H79ZM137 165V164H136ZM248 165V166H247ZM260 165V164H259ZM264 165V164H263ZM114 166V165H113ZM171 167V166H170ZM256 167V168H255ZM69 168V167H68ZM74 168V167H73ZM72 167L71 168H69V172L71 171V173H72V175H73V173H74V170L75 169H73ZM76 168H77V165H76ZM81 168V167H80ZM119 168V167H118ZM137 168V170H135L136 172L138 171V167H136ZM162 168H163V170H162ZM78 169V168H77ZM114 169V168H113ZM133 169V168H132ZM135 169V168H134ZM258 169V170H257ZM131 169H129V171H130ZM76 171V170H75ZM78 172V171H77ZM113 172V171H112ZM123 172H125V171H123ZM136 172H129L130 173V175L132 176V174L134 175V173L136 174V175H134V177H133V180H134V182H135V185L138 183V181H136V179L138 178V176L137 175H139V174H137ZM76 173V172H75ZM126 173V172H125ZM132 173V174H131ZM244 173V174H245ZM249 173V174H250ZM62 174V173H61ZM114 174H116V173H114ZM262 174H264V173H262ZM77 175V174H76ZM76 175H73L74 177L76 176ZM127 175H128V173H127ZM130 175H128L127 177L129 178V180H132V178H130L131 176ZM143 175H147L146 177L145 176H143ZM155 174L152 176V179H151V181H153V178L155 179V177H157ZM254 175V174H253ZM252 175V176H253ZM71 177V178H73V179H71V181L70 182H74L75 180H74V177ZM78 176V175H77ZM125 176V175H124ZM123 176V177H124ZM163 176V175H162ZM161 176V177H162ZM184 176V177H185ZM245 176H247V175H245ZM261 176V175H260ZM259 176V177H260ZM80 177V176H79ZM119 177V176H118ZM122 177V176H121ZM122 177V178H123ZM126 177V176H125ZM149 177H151V176H149ZM166 177V176H165ZM255 177V176H254ZM256 177H257V175H256ZM263 177V176H262ZM177 178V177H176ZM249 178H251V177H249ZM253 178V177H252ZM76 179V178H75ZM77 179H81V178H77ZM149 179V178H148ZM159 179H160V177H159ZM164 179V178H163ZM178 179V178H177ZM180 179L181 178H179L178 180L180 181ZM198 179L200 180V181H198ZM128 180V179H127ZM132 180V181H133ZM144 180V181H145ZM150 180V179H149ZM181 180H183L184 181V183H186V179L184 180V179H181ZM259 180V179H258ZM126 181V180H125ZM147 182H148V180H146ZM187 181V182H188ZM191 181V180H190ZM189 181V182H190ZM252 181V180H251ZM76 182H77V180H76ZM75 182V183H76ZM88 182H89V180H88ZM130 182V184H133L134 185V183H132L131 181H129ZM141 182L139 183V184H141ZM150 182V181H149ZM165 182V181H164ZM255 182V181H254ZM259 182V181H258ZM68 183V182H67ZM74 183V187H76L77 185H78V183L79 182H77V185ZM127 183V182H126ZM146 183V182H145ZM152 183V182H151ZM180 183V182H179ZM183 183V182H182ZM191 183V182H190ZM194 183V182H193ZM207 183V185H205ZM66 183H64V185H63V183H62V185L64 186H62L63 187V189L64 190H68L67 188H68V185L69 184H66ZM84 184V183H83ZM139 184H137L138 186H140ZM167 184V183H166ZM256 183H254L253 184V181H252V183H251V187H252V185L255 187V190H253V191H249V190H245V189H243V191H244V193H245V195H246V197H245V199H247L248 197V195H249V197L250 196H260V192L258 193L257 192V190H259V184L260 183H257L258 185H255ZM263 184V183H262ZM60 185V184H59ZM134 185V186H135ZM205 185V186H204ZM158 186V185H157ZM259 186V187H258ZM262 186H264V184L262 185ZM61 187V188H62ZM93 187V186H92ZM60 188V189H61ZM69 188H71V187H69ZM78 188V187H77ZM131 188V187H130ZM176 188V187H175ZM248 189V188H247ZM56 190V189H55ZM62 190V189H61ZM240 190V189H239ZM262 190H264L263 188H262ZM56 192V191H55ZM58 192H62V191H58ZM161 192V191H160ZM172 192H173V189H172ZM175 192V191H174ZM175 192V195L177 194ZM215 192V193H214ZM163 193V192H162ZM243 193V194H244ZM246 193H248V195L246 194ZM172 194V193H171ZM174 194V193H173ZM212 194L214 195V196H212ZM235 194V193H234ZM264 193H263V191H262V195H263ZM80 195V194H79ZM165 195V194H164ZM174 195V196H175ZM179 195V196H180ZM222 195V194H221ZM227 195V194H226ZM233 195V194H232ZM261 195V196H262ZM163 196V195H162ZM229 196H231V195H229ZM238 196H240V195H238ZM232 197V196H231ZM181 199H182V196L180 197ZM221 198V197H220ZM224 198V197H223ZM234 198H235V196H234ZM248 199H250V198H248ZM247 199V200H248ZM263 199H264V197H263ZM183 201V200H182ZM235 201V200H234ZM250 201H252V200H250ZM249 201V202H250ZM259 201V200H258ZM256 202V201H255ZM175 203V202H174ZM195 203V202H194ZM223 203V202H222ZM235 203V202H234ZM241 203V202H240ZM243 203V202H242ZM224 204V203H223ZM239 204V203H238ZM252 204V203H251ZM259 204V203H258ZM180 205V204H179ZM227 205V204H226ZM243 205V204H242ZM213 207V208H211V207ZM221 206H223V205H221ZM246 206V205H245ZM258 206V205H257ZM259 206H260V204H259ZM191 207V206H190ZM207 207H206V209H207ZM229 207V206H228ZM227 207V208H228ZM238 207V206H237ZM243 207H244V205H243ZM248 207V206H247ZM247 207H245V208H247ZM241 209V208H240ZM263 209V208H262ZM228 210H230V211H225V213L226 214H228V215H237L238 213H243L242 212V209L240 210V211H238V212H236L235 210H236V205L235 204H233V203H231L230 204V207L228 208ZM238 210V209H237ZM258 210V209H257ZM218 211V210H217ZM217 211H216V213H217ZM221 211V210H220ZM247 212V211H246ZM259 212V211H258ZM261 212V211H260ZM209 213V212H208ZM211 214V213H210ZM263 214V213H262ZM208 215V214H207ZM209 216V215H208ZM211 216H213V215H210L209 217H211ZM219 216V215H218ZM220 216H222V215H220ZM223 217V216H222ZM221 217H219V219H220ZM253 218V217H252ZM221 219H223V218H221ZM216 220H218V218L216 219ZM257 220H259V218L258 219H256V217L254 218V221H257ZM228 223V222H227ZM219 228V227H218ZM196 230V229H195ZM211 232V231H210ZM206 233V232H205ZM208 233V232H207ZM196 235V234H195ZM199 235V234H198ZM179 238V237H178ZM186 239V238H185ZM4 240H6L5 238H4ZM198 240V239H197ZM219 240V239H218ZM7 241V240H6ZM5 241V242H6ZM166 243V242H165ZM6 244V243H5ZM21 246H17V244H15V245H13L14 247L13 248H15V246H16V248L15 249H13V250H15V252L16 253H18V254H20L19 252H25L24 251V245L23 244H21V243H19ZM162 244H163V242H162ZM228 244V243H227ZM9 245V244H8ZM8 245H6L7 247H9V249L11 248L10 246H8ZM157 245V244H156ZM12 246V245H11ZM157 246H159V244L157 245ZM23 248V249H22ZM221 248V247H220ZM11 249V250H12ZM161 249H163V248H161ZM263 250V249H262ZM30 251V250H29ZM162 251V250H161ZM153 252H158V250L157 251H153ZM258 252V251H257ZM3 253H4V249H3ZM26 254V253H25ZM5 255V254H4ZM23 255H24V253H23ZM162 255H164L163 254V252L161 253V255L159 254V256L157 255L156 256V259H158L157 257H161ZM30 256V255H29ZM29 256H27V257H29ZM19 256H17V258H18ZM24 257H26V256H24ZM22 258V256H21V258H16V260L15 261H17V263L18 262H20V263H18V264H30V260L29 259H33V258H28L27 259V257L26 258ZM155 259V258H154ZM91 260V259H90ZM151 260H153V258H150L149 257V259H147V263L148 262H150ZM10 261V260H9ZM14 260H12L11 262H13ZM7 262V261H6ZM10 262V263H11ZM90 263V262H89ZM95 263V262H94ZM100 263V262H99ZM98 263V264H99ZM15 264V263H14ZM33 264V263H32ZM86 264V263H85ZM96 264V263H95Z\"/></svg>",
	"mask_w": 264,
	"mask_h": 264
}]
</instances>
